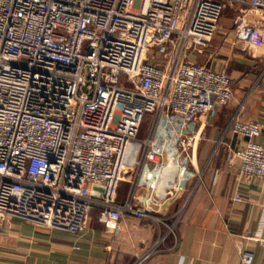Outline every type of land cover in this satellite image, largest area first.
<instances>
[{"label": "built area", "instance_id": "2783aa9c", "mask_svg": "<svg viewBox=\"0 0 264 264\" xmlns=\"http://www.w3.org/2000/svg\"><path fill=\"white\" fill-rule=\"evenodd\" d=\"M229 8L238 40L263 47L264 0H0V236L13 221L78 234L93 208L103 223L123 211L150 218L115 204L128 146L149 116L143 168L175 178L191 124L233 98L224 68L188 60ZM157 41L169 48L161 64L148 57ZM227 129L246 139L229 164L264 180L258 122L233 116ZM237 250L253 264L251 249Z\"/></svg>", "mask_w": 264, "mask_h": 264}, {"label": "crops", "instance_id": "0c3cea01", "mask_svg": "<svg viewBox=\"0 0 264 264\" xmlns=\"http://www.w3.org/2000/svg\"><path fill=\"white\" fill-rule=\"evenodd\" d=\"M237 14L227 9L209 47L188 56L224 68L234 94L216 117L191 124L188 160L169 167L175 178H153L155 162L143 168L147 129L128 146L115 204L129 202L150 218L123 211L117 221L103 223L93 208L78 234L13 221L2 228L0 264H241L238 244L254 252L253 264L264 263V180L240 178L238 165L228 162L231 150L246 142L227 129L233 116L257 121L256 141L264 147V46L238 40ZM244 235L263 243L243 241Z\"/></svg>", "mask_w": 264, "mask_h": 264}, {"label": "rangeland", "instance_id": "374dc122", "mask_svg": "<svg viewBox=\"0 0 264 264\" xmlns=\"http://www.w3.org/2000/svg\"><path fill=\"white\" fill-rule=\"evenodd\" d=\"M168 50L169 48L167 47V44L166 45L164 44L163 46L162 44L158 43V41L154 42L152 46L150 47V51H148V57L150 61H155L158 64H161V62L163 61V54L167 52ZM148 120H149V116H145L143 124H142V128H141V132L145 131L148 128Z\"/></svg>", "mask_w": 264, "mask_h": 264}]
</instances>
